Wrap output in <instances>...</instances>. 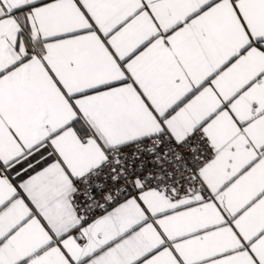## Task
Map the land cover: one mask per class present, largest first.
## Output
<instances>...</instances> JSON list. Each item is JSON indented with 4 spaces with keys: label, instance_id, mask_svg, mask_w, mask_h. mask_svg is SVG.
<instances>
[{
    "label": "snow or ice",
    "instance_id": "1",
    "mask_svg": "<svg viewBox=\"0 0 264 264\" xmlns=\"http://www.w3.org/2000/svg\"><path fill=\"white\" fill-rule=\"evenodd\" d=\"M0 264H264V0H0Z\"/></svg>",
    "mask_w": 264,
    "mask_h": 264
}]
</instances>
